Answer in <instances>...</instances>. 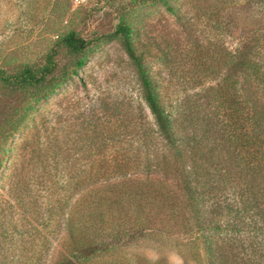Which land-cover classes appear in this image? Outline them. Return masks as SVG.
I'll return each instance as SVG.
<instances>
[{"label": "trees", "instance_id": "16d2710c", "mask_svg": "<svg viewBox=\"0 0 264 264\" xmlns=\"http://www.w3.org/2000/svg\"><path fill=\"white\" fill-rule=\"evenodd\" d=\"M160 1L171 9L167 0ZM100 39H115L128 56L144 105L138 104L143 122L134 125L138 131L128 130L136 144L108 154V140L119 135L109 127L110 106L98 98L91 109L74 149L98 159L70 165L75 174L66 184L78 196L71 204L69 195L61 194L58 205L51 206V213L55 207L62 210L67 239L65 252L53 264H121L107 256L113 244L154 229L183 232L199 248L203 256L195 257L204 264H264V54L258 37L220 53L219 70L197 65L199 79L218 73L219 80L173 102L148 61L152 46L126 15L119 16L112 32L96 38L69 30L42 60L0 65V89L20 102L0 120V141L79 75ZM49 148L51 156L46 147L44 153L56 166L60 141Z\"/></svg>", "mask_w": 264, "mask_h": 264}, {"label": "rangeland", "instance_id": "374dc122", "mask_svg": "<svg viewBox=\"0 0 264 264\" xmlns=\"http://www.w3.org/2000/svg\"><path fill=\"white\" fill-rule=\"evenodd\" d=\"M167 1L171 9L160 0H0V65L9 68L42 60L69 30L89 39L108 34L123 14L153 47L148 61L173 102L219 80L218 73L199 79L197 65L219 70L224 50L233 52L258 37L260 54H264V0ZM209 53L219 59L210 61ZM98 98L110 106V130L119 132L108 140V154L136 144L134 133L128 130H139L134 125L143 122L139 105H144L128 56L115 39L95 41L79 75L40 103L13 136L0 141V264H53L65 252L62 210L55 207L51 213V206L58 205L55 199L61 194L69 195L71 204L78 196L66 184L75 174L70 165L98 159L74 149L81 144L77 132L87 124ZM19 103L0 89V120ZM145 113L150 121L148 110ZM55 139L62 150L56 166L44 153L46 147L51 156L49 146ZM158 147L162 148L160 142ZM113 246L114 252L107 256H115L110 259L121 264H145V259L204 264L195 257L203 256L197 245L173 230L169 234L159 229L137 232Z\"/></svg>", "mask_w": 264, "mask_h": 264}, {"label": "built area", "instance_id": "2783aa9c", "mask_svg": "<svg viewBox=\"0 0 264 264\" xmlns=\"http://www.w3.org/2000/svg\"><path fill=\"white\" fill-rule=\"evenodd\" d=\"M85 0H76L77 3L84 2Z\"/></svg>", "mask_w": 264, "mask_h": 264}]
</instances>
